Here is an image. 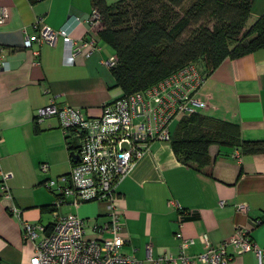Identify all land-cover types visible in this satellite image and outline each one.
<instances>
[{"label":"crops","instance_id":"0c3cea01","mask_svg":"<svg viewBox=\"0 0 264 264\" xmlns=\"http://www.w3.org/2000/svg\"><path fill=\"white\" fill-rule=\"evenodd\" d=\"M0 6L8 11L0 23V170L10 174L7 182L0 176V264H30L35 245L25 239V223L50 231L56 213L77 215L87 226L109 220L104 202L75 204L70 198L55 209L57 196L44 183L68 175L72 155L59 119L37 124L38 109L55 98L61 106L97 116L103 104L123 92L114 87L111 70L103 64L115 55L101 40L103 25L91 27L86 22L94 11L92 0H0ZM263 15L264 0H254L246 29ZM40 16L53 29L65 28L77 43L96 39L99 51L87 56L85 49L74 65L66 64L61 39L55 46L38 44L35 22ZM27 38L31 49L25 48ZM196 95L207 105L202 115L237 125L243 141L259 142L263 150L214 145L209 150L211 164L198 170L180 162L170 144L154 142L119 186L129 239L122 251L144 264H150L147 246L153 259L165 252L177 255L178 232L194 240L186 251L189 256L204 252L201 235L208 234L219 246L237 229L248 230L257 247L264 249V48L225 60ZM45 163L46 174L40 169ZM8 192L11 198L6 197ZM171 200L186 212L183 223L179 211L168 205ZM242 204L247 212L238 209ZM44 236L39 232V239ZM228 251L234 254L232 246ZM232 264L259 263L248 252Z\"/></svg>","mask_w":264,"mask_h":264},{"label":"built area","instance_id":"2783aa9c","mask_svg":"<svg viewBox=\"0 0 264 264\" xmlns=\"http://www.w3.org/2000/svg\"><path fill=\"white\" fill-rule=\"evenodd\" d=\"M7 16V9L0 6V23ZM86 22L93 27L102 24V17L94 9ZM35 26L38 44L55 46L59 39L63 41L68 65H74L76 56L85 49H89L87 56L99 51L96 39L77 43L65 28L53 29L41 16L37 17ZM32 46V41L27 38L25 48ZM34 53L39 54L38 51ZM103 64L111 70L117 66L118 57L111 56ZM1 65L5 63L1 62ZM205 79L196 64L189 65L151 89L131 96L122 95L103 104L97 116H90L80 108L61 106L55 98L38 109L35 122L40 124L49 118H58L71 155L79 157L75 160L72 156L68 175L44 183L45 188L57 196L55 209L61 208L70 198L75 204L104 202L109 220L88 227L77 215L56 213L50 231L41 225L25 223V239L35 245L30 264H144L122 251L129 239L119 204V186L149 153L154 142L171 143L170 126L174 120L206 108V103L196 95ZM40 169L46 174L49 165L42 164ZM0 176L7 182L10 174L0 170ZM6 197L11 198L9 192ZM168 205L179 211V222L183 223L186 212L181 205L175 200L169 201ZM238 209L248 211L246 204L239 205ZM39 232L45 234L42 239H39ZM177 237L181 240L177 255L165 252L153 259L151 247L147 246L150 264H232L236 257L248 252L254 253L259 264L264 259V249L257 247L246 229H237L219 246L211 243L208 234L201 235L204 252L195 256L186 252L194 240L185 238L181 232ZM229 246L234 248V254L228 251Z\"/></svg>","mask_w":264,"mask_h":264},{"label":"trees","instance_id":"16d2710c","mask_svg":"<svg viewBox=\"0 0 264 264\" xmlns=\"http://www.w3.org/2000/svg\"><path fill=\"white\" fill-rule=\"evenodd\" d=\"M253 2L120 0L111 5L92 0L102 17L101 40L118 57L111 69L114 87L131 96L192 64H202L208 78L225 60L263 49L264 15L246 29ZM170 145L180 162L198 170L211 164L214 145L263 150L259 142L243 141L237 125L201 113L181 117Z\"/></svg>","mask_w":264,"mask_h":264},{"label":"rangeland","instance_id":"374dc122","mask_svg":"<svg viewBox=\"0 0 264 264\" xmlns=\"http://www.w3.org/2000/svg\"><path fill=\"white\" fill-rule=\"evenodd\" d=\"M118 1H120V0H108V3L112 5V4L117 3ZM189 3H190V2H188V5H189ZM201 65H202V64H201ZM201 65L198 64L197 67H198V69H200V72H201L202 74H204L203 72H205V70H204L203 65H202V66H201ZM179 122H180V119H176V120H174V121L172 122V124H171V126H170V129H171V133H172V134L175 132V129L177 128ZM100 225H101V224H100ZM92 226H93V225H92ZM88 227H91V226H88Z\"/></svg>","mask_w":264,"mask_h":264},{"label":"water","instance_id":"95a60500","mask_svg":"<svg viewBox=\"0 0 264 264\" xmlns=\"http://www.w3.org/2000/svg\"><path fill=\"white\" fill-rule=\"evenodd\" d=\"M125 147H127L126 145H125ZM73 156V159H75V160H77L79 157H78V155H72Z\"/></svg>","mask_w":264,"mask_h":264}]
</instances>
